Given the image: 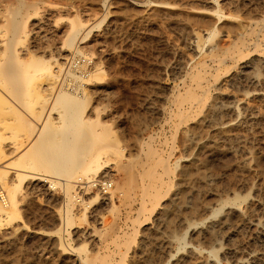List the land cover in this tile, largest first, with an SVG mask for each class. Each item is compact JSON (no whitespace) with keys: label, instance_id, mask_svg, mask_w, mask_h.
I'll return each mask as SVG.
<instances>
[{"label":"rangeland","instance_id":"374dc122","mask_svg":"<svg viewBox=\"0 0 264 264\" xmlns=\"http://www.w3.org/2000/svg\"><path fill=\"white\" fill-rule=\"evenodd\" d=\"M216 4L225 20L212 14ZM263 17L264 0H0V69L14 38L11 22H25L23 30H29L11 46L22 75L0 73V144L7 153L0 165L9 170L8 185L18 184L12 163L43 124L34 111L42 108L40 99L28 90L50 82L35 66L47 60L59 74L54 88L43 92L48 106L66 78L65 62L80 59L82 68L88 59L97 63L101 72L86 85L90 117L110 126L128 161L146 158L151 145L157 157L150 156L149 166L164 178L151 176L150 167L143 179L158 181L151 197L139 182L127 181L121 199L91 204L86 217L77 203L71 227L64 219L63 187L26 178L17 190L20 216L0 221V264H86L93 256H103L95 264H264V63L251 61L254 48L221 69L208 60L204 86L211 87L210 98L194 107L181 101L187 90L201 95L191 78L196 63L204 62L199 43L209 49L220 41L219 53L232 50L242 32L260 30ZM80 20L90 31L78 43L88 57L64 45L70 25ZM213 24L218 33L205 43ZM263 31L248 40H264ZM60 106L51 111L55 125L61 124ZM159 156L169 160L171 171L156 164ZM116 159L104 155L108 174L101 177L121 184L125 174ZM114 220L118 233L99 232ZM125 233L135 237L127 254L120 245Z\"/></svg>","mask_w":264,"mask_h":264},{"label":"bare ground","instance_id":"6f19581e","mask_svg":"<svg viewBox=\"0 0 264 264\" xmlns=\"http://www.w3.org/2000/svg\"><path fill=\"white\" fill-rule=\"evenodd\" d=\"M211 12L214 15V17H217V20H221V21L222 19L225 20L223 17L224 16L226 17V15L220 9V4L219 5L216 4V8L213 9ZM24 24L25 22H21L19 20H13L10 24L11 31L13 32L14 38L10 40L9 42L10 45L7 41V44L9 45L8 49L10 50V53L8 51L5 52L9 54L6 56L7 58L4 64L1 66L0 73L2 75L10 76L16 73L17 74L16 76H21L23 73L19 71L20 69L19 66L21 63L17 62V57H15L16 56L15 53L11 51V46L13 45L14 42L27 38L29 34V30H25V29L23 30ZM263 24H264V19H263ZM256 25H259L258 22H256ZM228 26L230 27V25ZM259 26L261 27L260 30L254 29L253 27L251 32H242L240 34V37H238L240 40L239 42H237L236 44L233 42H230V43L235 44L234 49L228 50L226 48L227 50L224 51L223 53H219V48L221 47L220 41L214 42L209 47V49H204V46L206 45L199 43L198 53H200L201 61L203 60L204 62L202 64L196 63L198 64L195 66L197 71H194L191 74V78L196 83L197 88H200L202 90L201 95H197L192 90H187L186 93L181 97L182 99L181 101L183 102L187 101L188 103L190 102L192 104L190 106H193V107L195 106L196 103H199V104L202 102L206 103L205 99H207L206 97H209L207 95H209L208 93L211 90L210 86L208 87L204 86L205 81H207L206 78L208 74L210 73L205 65V62L208 60H213L214 62H217L219 65V68L221 69L222 67L227 66L229 61L238 62V60L239 61L243 60V56L246 57L247 55L245 54V52L249 51L251 48H254L253 52L255 53L252 54L254 56L252 57L253 59L251 61L252 62L258 61L259 63H264V54L262 52L264 51L263 49L264 46L261 47L262 45H264V40L255 39L252 42V41H249L247 37L249 35L252 36L253 39L254 37H257L258 32L264 30V25H259ZM85 27H86V24L83 21L81 20L73 21L72 24L70 25L69 31L67 32L65 43H64V45L68 47H74L75 53L78 54L77 56L79 57L90 56V54L84 55L82 52L83 49L78 45L79 42L80 43L84 42V40L89 36L90 31L86 32L87 29ZM217 33H218V26L216 24L213 26V28L210 29L208 33L209 36L207 40L205 41V43L206 42L208 43V41L209 42L212 41L217 35ZM223 41L225 40L223 39ZM67 62H65L64 67H63L64 77L66 76L64 83L62 84V87H60V89L56 90L55 97H54V103L53 105L51 103V105L49 106H48V99L46 98L45 94L43 95V92L54 88L53 86V84L55 83L54 80H56L59 77V74L56 73L57 71H55V67L53 66V62H51V60H47L43 62L37 61L35 63V66L38 68V71L41 72V75H44L45 79L50 81L48 82V84H46V87L45 85L43 87H40L38 85L28 90V93L34 94L33 97L35 96L38 99H40L39 103L41 104L42 108L40 109L37 108L38 110H34V111L36 115H39L41 117L43 116V124L41 127L38 126L39 127L38 130L34 132L35 135H33L34 137L32 139V142L29 144V147L22 153L21 158H19L17 162L12 163L13 165L17 167V173H18L17 176L19 178L18 184L14 183V185H11V186L8 185L9 182L7 181V174L9 170L5 169L7 167L5 166L3 167L2 165H0V184L4 188H6L8 191V193H6V191H4L3 189H0V191H2L4 194V199L3 200L0 199V221L13 220L17 216H20V212L18 209L19 200H18L17 190L26 178L31 179V180H37V181L41 180L43 182H48V183L50 182L52 185L58 183L61 187H63L64 193H65V202H64L65 218L64 219H66V225L68 227H71L74 223V215H75L74 212L76 209H78L76 208L77 203H79V205L81 206L78 211H81L84 217H86L87 209L91 204L93 203L97 204L101 202L102 200L103 201L110 200L111 204H113L114 200L121 199L127 190V187H128L127 181H132L136 183L139 182L140 186L142 187L141 190L143 189V191L145 192L144 194L147 195L148 197L149 196L151 197V195H153L151 192L152 190L154 191L158 189L157 180L154 183H151L149 181L146 182L143 179L144 174L147 175L146 174L148 172L147 169L150 167H151V170L149 171V174L151 176H157L156 169H155L156 165L154 166V164H152L153 166H149L151 164L149 163L150 159H152L151 157L156 156L157 151L151 148V145H150L149 150L146 152L147 153L146 158H143V159L139 158L140 161L138 162L128 161L129 159H126L127 156L125 157V155L123 154L122 148H119V145L113 141V138L111 136L112 129L110 128V126L105 125V123H102L99 116H97L96 119H92L90 117V114H89L90 110H88V107L90 104V97H89L88 92L86 91V85L89 82L91 83V81L94 80L98 76V74H100L99 72H101V68L97 65V63H93L94 61L91 62L92 64L90 65L88 64V67L86 68L85 67L82 68L81 67L82 64L80 65L81 68L79 67L78 69H74L72 67L67 68L65 66ZM252 62H248V63H252ZM215 69L217 71V67ZM219 78L220 77H216V82L220 80ZM66 81H68L69 83ZM71 83L72 85H70ZM68 85L70 87H68ZM18 89L13 90V92L17 91ZM177 100L179 99L177 98ZM57 104L61 105L60 106L61 109L58 112L59 113L58 117L60 119L59 122H61L60 125H55L54 123L56 122L51 123L50 121L51 111L56 107ZM182 109L178 105L179 115H182ZM26 122L27 124L29 123L28 121ZM26 122H23V123L25 124ZM4 147H5L4 145L0 144V162H2V160L5 159V157L7 156V153L5 152L6 149H4ZM140 149L142 151V147ZM108 154H115L118 157V159H116L119 161L118 168L121 171H123V173L125 174V177H124L125 180H123L121 184L115 183V181L109 178V176L101 177L104 175L106 176L108 174L106 172V169L108 167V163H107L108 159L103 160L104 155L107 156ZM118 161H115V162L117 163ZM156 164L159 165L165 173L171 171V165L167 158L159 156L158 160L156 161ZM160 175L161 174H159V176L157 177H159L161 180L164 179L160 177ZM152 178H155V177H152ZM106 179L112 181V187L110 188L108 192L100 193V192H94L91 190L92 183L94 181H100V180H106ZM162 182H161V186L163 185ZM90 193H94L95 195L91 197L89 201H85V198H86L85 195L90 194ZM155 198L156 197H154V199ZM142 210L143 211L146 210L145 204L142 205ZM96 216H99V215L96 214ZM106 224L101 227L99 232H103V234L107 232L108 234L114 235L118 233V231L120 230V226L118 225V222L116 220H114L111 223L108 222L107 225ZM128 234L125 233L121 236L125 240L123 243L121 241L122 244L120 245H126V251H124L123 254H127V251L131 247L130 240L135 238L132 234L131 236ZM93 235L94 234L92 233L90 235V238H93L92 237ZM80 249H83V248H80ZM210 253H212V251H210ZM238 254L239 253H236V257L240 258L241 260H245L246 255L244 256L243 254H240V256H238ZM100 257H103V256L87 257L86 260L84 261L86 264H95L99 262L98 260H100L99 259ZM102 262H105V260H103ZM211 264H218V262L214 260Z\"/></svg>","mask_w":264,"mask_h":264},{"label":"built area","instance_id":"2783aa9c","mask_svg":"<svg viewBox=\"0 0 264 264\" xmlns=\"http://www.w3.org/2000/svg\"><path fill=\"white\" fill-rule=\"evenodd\" d=\"M81 61L80 59H71L69 62H67V64L65 65L67 68L72 67L74 69H78L81 65ZM87 64H91V61L87 60L84 61ZM112 187V181L111 180H100V181H94L92 183V187L91 190L94 192H100V193H106L110 190V188ZM0 199L3 200L4 199V194L2 191H0Z\"/></svg>","mask_w":264,"mask_h":264}]
</instances>
